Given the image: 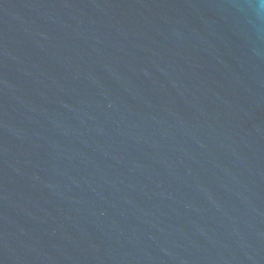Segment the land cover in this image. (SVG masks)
Instances as JSON below:
<instances>
[{
    "label": "water",
    "instance_id": "95a60500",
    "mask_svg": "<svg viewBox=\"0 0 264 264\" xmlns=\"http://www.w3.org/2000/svg\"><path fill=\"white\" fill-rule=\"evenodd\" d=\"M0 264H264V0H0Z\"/></svg>",
    "mask_w": 264,
    "mask_h": 264
}]
</instances>
